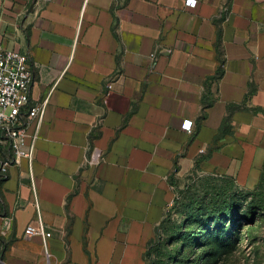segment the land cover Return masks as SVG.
I'll list each match as a JSON object with an SVG mask.
<instances>
[{
	"label": "crops",
	"instance_id": "0c3cea01",
	"mask_svg": "<svg viewBox=\"0 0 264 264\" xmlns=\"http://www.w3.org/2000/svg\"><path fill=\"white\" fill-rule=\"evenodd\" d=\"M0 46L46 103L32 162L0 179V264H150L187 180L255 183L264 0H0Z\"/></svg>",
	"mask_w": 264,
	"mask_h": 264
},
{
	"label": "rangeland",
	"instance_id": "374dc122",
	"mask_svg": "<svg viewBox=\"0 0 264 264\" xmlns=\"http://www.w3.org/2000/svg\"><path fill=\"white\" fill-rule=\"evenodd\" d=\"M258 169L251 186L212 175H197L181 185L150 264H205V255L215 249L216 234L224 230L229 244L220 251L222 260L213 264H264V157ZM211 233L215 236L210 242Z\"/></svg>",
	"mask_w": 264,
	"mask_h": 264
},
{
	"label": "built area",
	"instance_id": "2783aa9c",
	"mask_svg": "<svg viewBox=\"0 0 264 264\" xmlns=\"http://www.w3.org/2000/svg\"><path fill=\"white\" fill-rule=\"evenodd\" d=\"M186 5L195 7L197 0H186ZM33 82L30 58L0 46V179L5 178L11 166L18 164L22 158L29 162L33 160L38 129L46 109V103L30 104ZM31 126L35 130L30 135L28 130ZM184 129L191 131L192 122L186 121ZM4 146L10 147L8 153L4 152ZM25 235L29 238L41 236L46 241L52 234L40 223L37 227L28 225Z\"/></svg>",
	"mask_w": 264,
	"mask_h": 264
},
{
	"label": "trees",
	"instance_id": "16d2710c",
	"mask_svg": "<svg viewBox=\"0 0 264 264\" xmlns=\"http://www.w3.org/2000/svg\"><path fill=\"white\" fill-rule=\"evenodd\" d=\"M253 206H255V204H253ZM226 210V211H225ZM224 211H225V213L227 214V215H231V213H232V211L231 210H229L227 207H225V209H224ZM249 215V214H248ZM167 221H168V215H167V219H166V221H165V225H163V230L160 232V234H159V238L163 235V233L165 232V230H166V227H167ZM218 235V236H217ZM214 234L213 233H211L209 236H208V239H209V241L211 242L212 241V237L214 238ZM225 236H226V230H224V231H220V232H218V234H216V238H215V245H214V247H215V249H214V251L213 252H208L206 255H205V257H204V263L205 264H213V262L212 261H214L215 259H216V261H219V260H222V256H220V251H221V249L223 248V247H225V246H227L228 244H229V241L225 238ZM158 238V239H159ZM157 246L159 245V243L158 244H156ZM155 245V246H156ZM154 248V247H153ZM153 250V249H152ZM150 256H151V253H150ZM169 259H171L172 260V262L174 261V262H176V258H174L173 256H170L169 257Z\"/></svg>",
	"mask_w": 264,
	"mask_h": 264
}]
</instances>
